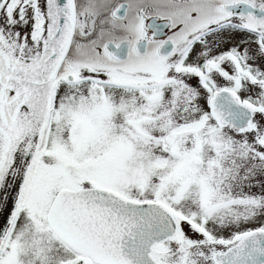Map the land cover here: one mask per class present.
<instances>
[{"label":"snow or ice","instance_id":"obj_1","mask_svg":"<svg viewBox=\"0 0 264 264\" xmlns=\"http://www.w3.org/2000/svg\"><path fill=\"white\" fill-rule=\"evenodd\" d=\"M0 264H264V0H0Z\"/></svg>","mask_w":264,"mask_h":264}]
</instances>
